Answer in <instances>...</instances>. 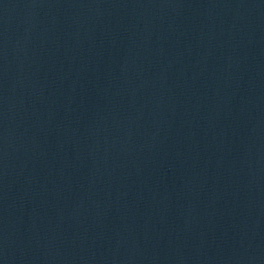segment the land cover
<instances>
[{
	"label": "water",
	"instance_id": "1",
	"mask_svg": "<svg viewBox=\"0 0 264 264\" xmlns=\"http://www.w3.org/2000/svg\"><path fill=\"white\" fill-rule=\"evenodd\" d=\"M0 264H264V0H0Z\"/></svg>",
	"mask_w": 264,
	"mask_h": 264
}]
</instances>
